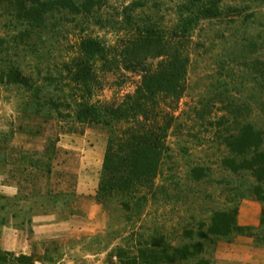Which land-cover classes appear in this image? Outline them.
<instances>
[{
    "label": "rangeland",
    "instance_id": "374dc122",
    "mask_svg": "<svg viewBox=\"0 0 264 264\" xmlns=\"http://www.w3.org/2000/svg\"><path fill=\"white\" fill-rule=\"evenodd\" d=\"M208 2L42 0L25 12L0 0V185L20 187L0 188V264H216L238 238L262 240V229H210L219 212L264 220V183L225 165L243 125L264 150V0H222L212 19ZM88 39L104 54L82 52ZM78 59L92 65L90 94L74 82ZM84 105L120 117L78 121ZM171 119L151 190L102 203L64 191L72 144L105 147L111 129Z\"/></svg>",
    "mask_w": 264,
    "mask_h": 264
},
{
    "label": "trees",
    "instance_id": "16d2710c",
    "mask_svg": "<svg viewBox=\"0 0 264 264\" xmlns=\"http://www.w3.org/2000/svg\"><path fill=\"white\" fill-rule=\"evenodd\" d=\"M221 1L209 0L205 4L207 7L201 9V14H205L204 16L208 19L216 18L217 7L215 5ZM41 2L42 0H21L20 5L25 12H29L28 8L33 9ZM199 16L200 14L197 13L183 19L178 26L179 32L182 35L188 34L199 24ZM81 50L88 55H103L105 47L100 41L88 39L82 42ZM75 70L74 82L80 84L86 94H90L89 86L95 81L91 63L87 59H78L75 63ZM19 82L24 84L21 80ZM155 85L157 86L156 82ZM119 117L117 109L111 107L96 109L94 106L84 105L78 111L76 118L78 121H94L110 127L106 118L118 119ZM144 117L148 118L147 115ZM171 125L172 119L165 126L128 127L121 132L111 129L105 146L96 202L102 203L114 194H130L137 187L151 190ZM2 144H5L4 149L8 148L6 141ZM229 150L233 156L225 160V165L229 169L233 172L247 171L258 184L264 183L263 135L259 130L251 124L243 125L237 135L232 137ZM235 213L236 211L216 213L212 220L210 234L215 237H225L235 230L238 232L246 230L237 226ZM261 226H264V220L261 221Z\"/></svg>",
    "mask_w": 264,
    "mask_h": 264
},
{
    "label": "crops",
    "instance_id": "0c3cea01",
    "mask_svg": "<svg viewBox=\"0 0 264 264\" xmlns=\"http://www.w3.org/2000/svg\"><path fill=\"white\" fill-rule=\"evenodd\" d=\"M68 148L75 151L74 154L69 155L75 158L76 168L66 166L63 179H65L67 184H64V191L72 195L74 194L80 201L89 199L90 197L96 201L95 197L98 191L105 147L98 145L86 148L82 145L76 146L72 144ZM72 178H74V181H72ZM45 180L47 182L49 179L45 177ZM69 180L70 183H68ZM0 188L4 192L12 194L18 192L20 189L18 184L12 187H8V184H5V186L0 185ZM166 194L164 195L167 196ZM158 195L160 193H157ZM169 195L171 194L169 193ZM236 223L238 227L246 230L253 228L262 229L264 234V226H261V222L253 220L249 215H247L246 219L238 218ZM48 227L50 228L51 225ZM44 228L45 226L36 225L33 227V230L37 234L45 230ZM256 239L254 236L238 238V243L234 242L227 246L225 250L216 253V264H264V237L260 241Z\"/></svg>",
    "mask_w": 264,
    "mask_h": 264
}]
</instances>
